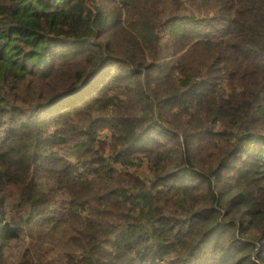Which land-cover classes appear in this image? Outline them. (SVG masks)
Masks as SVG:
<instances>
[{
	"label": "trees",
	"instance_id": "obj_1",
	"mask_svg": "<svg viewBox=\"0 0 264 264\" xmlns=\"http://www.w3.org/2000/svg\"><path fill=\"white\" fill-rule=\"evenodd\" d=\"M0 264H264V0H0Z\"/></svg>",
	"mask_w": 264,
	"mask_h": 264
},
{
	"label": "rangeland",
	"instance_id": "obj_2",
	"mask_svg": "<svg viewBox=\"0 0 264 264\" xmlns=\"http://www.w3.org/2000/svg\"><path fill=\"white\" fill-rule=\"evenodd\" d=\"M27 242L28 240L27 239L25 240V238L11 242L10 246L5 251L9 263L18 260L20 253L23 250V248L26 246Z\"/></svg>",
	"mask_w": 264,
	"mask_h": 264
}]
</instances>
